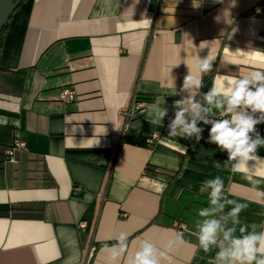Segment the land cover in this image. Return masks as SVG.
I'll list each match as a JSON object with an SVG mask.
<instances>
[{
    "label": "crops",
    "instance_id": "1",
    "mask_svg": "<svg viewBox=\"0 0 264 264\" xmlns=\"http://www.w3.org/2000/svg\"><path fill=\"white\" fill-rule=\"evenodd\" d=\"M260 5L264 0L25 2L0 51V144L26 143L15 161L7 150L0 174V264H126L144 240L170 257L161 264H214L219 249H199L196 226L209 206L205 180L216 176L225 186L216 218L235 200L247 204L241 224L264 230V173L249 177L225 165L227 152L207 142L211 125H198L199 143L167 134L173 101L189 94L180 88L198 57L214 60L200 93L217 75L264 69ZM67 89L71 100L62 97ZM158 97L168 109L162 125L150 123ZM135 98L150 103L125 129ZM257 129L264 137V124ZM258 155L264 158V147ZM222 222L233 226L231 218ZM121 232L129 247L113 262L102 244L116 243Z\"/></svg>",
    "mask_w": 264,
    "mask_h": 264
},
{
    "label": "clouds",
    "instance_id": "2",
    "mask_svg": "<svg viewBox=\"0 0 264 264\" xmlns=\"http://www.w3.org/2000/svg\"><path fill=\"white\" fill-rule=\"evenodd\" d=\"M214 60L209 55L198 57L195 71L189 66L184 76L181 92H188L179 100L173 101L174 118L167 125V134L183 139L195 138L199 143L203 139L204 128L199 124L211 125L208 143L215 144L221 151L227 152L225 165L230 164L233 172L244 173L246 176L264 173V158L258 150L264 147L257 125L264 124V69H257L240 77L217 75L212 86L206 93H200L205 86L203 75L212 71ZM196 93L203 96L204 103L196 99ZM212 106V107H209ZM218 110L219 118H213L212 108ZM152 120L150 123L162 125L168 115V109L161 106L160 98L151 106ZM257 161L254 168L248 162ZM258 162L259 165H258ZM220 162L215 163L219 168ZM208 193V207H202L198 215L202 222L197 224V241L199 249L205 253L213 246L214 264H264V230L257 231L258 225L241 224L240 213L247 204L230 200L233 206L226 215L216 218L217 213H224L225 203L222 202L225 192L224 181L220 176L205 180ZM204 192V188L200 189ZM85 199H89L86 195ZM231 218L232 227H226L222 221ZM239 226V235L237 227ZM264 229V225L260 226ZM251 229V231H249ZM128 234L121 232L116 243L102 244V250H110V260L115 261L128 249ZM176 240L183 243V237L177 234ZM76 245V241L73 242ZM175 243V242H170ZM161 258H168L150 240L141 243L140 251L127 260L126 264H161Z\"/></svg>",
    "mask_w": 264,
    "mask_h": 264
},
{
    "label": "built area",
    "instance_id": "3",
    "mask_svg": "<svg viewBox=\"0 0 264 264\" xmlns=\"http://www.w3.org/2000/svg\"><path fill=\"white\" fill-rule=\"evenodd\" d=\"M264 9V5H260L259 7H257V10L259 12H262ZM63 99L65 100H71L74 97V92L72 90H65L62 94ZM135 102V106L133 109L129 110L128 112H126L127 115V122L125 124V129H128L130 126V122L136 118L137 116L141 115L143 112V109L145 106H147L150 102L149 101H144L141 102L138 99H136ZM174 117H171L169 119V122L173 119ZM159 135L156 133L153 135V139H158ZM25 142L22 139H17L15 140V142L12 144V146L10 147L9 151H8V155H9V160L10 161H15V151L17 149L23 148L25 147ZM82 226H85V224H82ZM186 226L185 224L179 225V232L182 233L185 230Z\"/></svg>",
    "mask_w": 264,
    "mask_h": 264
},
{
    "label": "water",
    "instance_id": "4",
    "mask_svg": "<svg viewBox=\"0 0 264 264\" xmlns=\"http://www.w3.org/2000/svg\"><path fill=\"white\" fill-rule=\"evenodd\" d=\"M19 5L18 0H0V35Z\"/></svg>",
    "mask_w": 264,
    "mask_h": 264
},
{
    "label": "trees",
    "instance_id": "5",
    "mask_svg": "<svg viewBox=\"0 0 264 264\" xmlns=\"http://www.w3.org/2000/svg\"><path fill=\"white\" fill-rule=\"evenodd\" d=\"M19 1V5L17 7V9L15 10V12L25 3L27 2L28 0H18ZM12 18V17H11ZM11 20V19H10ZM10 23V21H9ZM9 23L3 28L2 30V33L0 35V51H1V48H2V44H3V41H4V37H5V34H6V31L9 27ZM149 100H152L151 98ZM10 149V146H6V145H2L0 144V174L3 172V164H4V161L6 160V152L7 150ZM15 210V209H14ZM16 211V210H15ZM5 214H8L9 212H4ZM1 214V213H0Z\"/></svg>",
    "mask_w": 264,
    "mask_h": 264
}]
</instances>
